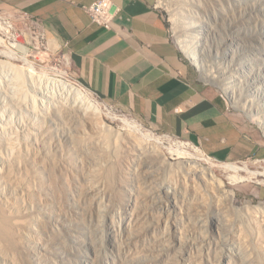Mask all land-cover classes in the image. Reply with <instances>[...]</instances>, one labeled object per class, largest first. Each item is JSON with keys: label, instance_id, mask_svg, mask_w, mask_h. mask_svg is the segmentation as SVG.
Instances as JSON below:
<instances>
[{"label": "rangeland", "instance_id": "rangeland-1", "mask_svg": "<svg viewBox=\"0 0 264 264\" xmlns=\"http://www.w3.org/2000/svg\"><path fill=\"white\" fill-rule=\"evenodd\" d=\"M156 4L195 82L224 100L258 151L226 162L191 142L214 172V178H191L180 172L183 158L169 151L176 141H189L90 90L31 18L0 14V226L8 230L0 231V264H182L173 246L178 239L196 245L189 264H264V124L255 114H264V0ZM188 50L196 51L202 69ZM58 79L98 102L108 126L84 114ZM122 118L164 136L166 164L125 151L115 136L127 132ZM150 173L154 179H146ZM166 184L177 200L167 203L158 194ZM213 216L224 221L221 237ZM225 246L239 255L226 262Z\"/></svg>", "mask_w": 264, "mask_h": 264}, {"label": "crops", "instance_id": "crops-1", "mask_svg": "<svg viewBox=\"0 0 264 264\" xmlns=\"http://www.w3.org/2000/svg\"><path fill=\"white\" fill-rule=\"evenodd\" d=\"M98 0H0V14L28 17L90 90L209 157L241 162L258 151L224 100L195 82L157 0H113L111 28L93 21Z\"/></svg>", "mask_w": 264, "mask_h": 264}, {"label": "bare ground", "instance_id": "bare-ground-1", "mask_svg": "<svg viewBox=\"0 0 264 264\" xmlns=\"http://www.w3.org/2000/svg\"><path fill=\"white\" fill-rule=\"evenodd\" d=\"M187 54H188V57L195 63V65L198 68L202 69V65H201V62L199 61V57H198V54L196 53V51L188 50ZM26 59H24V60H26ZM64 74H66V73H64ZM17 76H18V78H20V77H22V74L17 71ZM32 76H33V74L30 73L28 75V79L34 78ZM58 80L57 81L59 82L62 90H65L68 92V94H71L76 99V101L74 100V102L77 104L78 103L81 104L82 107L85 108V109L83 108L84 114L89 113L90 116H92V118H94V120L98 121V123L100 122L101 124L107 125V123L105 122L106 116L104 114L102 107L100 106V104L98 102L93 100L90 97V95L83 88L76 86L73 83H69L63 79H58ZM232 97H233V95H232ZM78 107H80V106H78ZM85 110H86V112H85ZM255 114L257 115L258 119H260V121L264 124V114H262L260 111L255 112ZM108 117L111 118L112 120L115 118V116H110V115ZM121 121L123 122L124 127L125 126L127 127V129H123V130H127V132H116L115 136H116L117 140L119 139L123 144H125V151H127V152L135 151L140 156L141 155L142 156L143 155H150L153 157V159H157V161H159L162 164L167 163V155L161 146L162 144L165 143L164 142L165 141L164 136L162 138V137L157 136L155 134H152L150 132H146L143 128V125L136 120H130L128 118H122ZM169 151L172 153H177L180 156V158H183V160L180 161V163H178V166L181 169L180 172L185 173L186 175L189 174L191 178H194V177L197 178L199 176L202 178H206V179L210 176L212 178H214L213 170H211L208 167H205L204 163L202 162L203 156H204L202 150L199 149L198 147H196L195 145H193L191 142H185V141H180V140L176 141L175 143H173V148H171ZM234 169H236V167ZM246 171H248V173L250 172V174L258 175V172H251V171H249L248 168H246ZM233 177L235 180H238V181H245L246 180V176H244L245 178L243 176L241 177L238 175H235ZM151 178H153V175L151 173L148 176H146V179H151ZM247 178H249V177L247 176ZM171 187L172 186H170V184L169 185H167V184L161 185L160 187H158L159 188L158 194L159 195L162 194L161 195L162 197L163 196L166 197V200H164V201H167V203H168V201L171 200V198H175V200H177V193L178 192H176L174 189L173 190L175 192L171 191ZM164 201L162 198H160L158 200L159 203H162L164 205L163 208H164L165 215H168V213H170V208L167 207V205L169 206V204H165ZM247 203L249 204L250 202H247ZM172 204H173V202H172ZM173 213H175V211H173ZM175 217L176 216L173 214L172 218H175ZM2 218H0V220H3ZM210 220H211L212 228L217 230L218 233L220 234V237H221L222 236L221 235L222 228L224 226L223 219L220 216H217V217L213 216L210 218ZM211 226H208V228ZM174 227H176L174 229H176V231H177L178 226H174ZM0 231H2V232L6 231L7 232L8 231L7 226H3V227L0 226ZM178 238H179V236H178ZM206 241L209 242V240H206ZM223 243H224V241H223ZM173 246L177 249L176 254L178 256L179 261H181L182 264H189L190 263L189 258H191V253H193L194 247L196 245L191 240L183 241L182 239H180V240L178 239V244H176V246L175 245H173ZM174 247H173V250H175ZM221 251H222V249H221ZM223 254L224 255H222L223 256L222 259L226 260V262H227V259L232 257V255H236V256L239 255V253H237V250L235 251L233 248H231L229 246H225ZM171 263H172V261H171Z\"/></svg>", "mask_w": 264, "mask_h": 264}, {"label": "built area", "instance_id": "built-area-1", "mask_svg": "<svg viewBox=\"0 0 264 264\" xmlns=\"http://www.w3.org/2000/svg\"><path fill=\"white\" fill-rule=\"evenodd\" d=\"M87 9L94 22L107 28H111L114 18L119 14L120 11V8L113 0H98Z\"/></svg>", "mask_w": 264, "mask_h": 264}]
</instances>
